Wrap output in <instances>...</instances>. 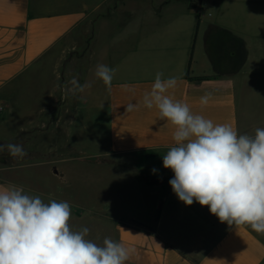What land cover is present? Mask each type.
Here are the masks:
<instances>
[{"label": "crops", "instance_id": "crops-1", "mask_svg": "<svg viewBox=\"0 0 264 264\" xmlns=\"http://www.w3.org/2000/svg\"><path fill=\"white\" fill-rule=\"evenodd\" d=\"M189 1L0 0V112H8L0 126H13L11 139L0 142L47 126L54 98L42 89V74L51 63L62 79L77 62L90 85L78 101L93 103L78 110L93 118L106 112L108 143L98 149L107 167L132 175L116 217L152 229L117 224L116 241L134 250L128 264H264V233L221 223L208 206L178 199L169 184L174 173L159 157L176 146L175 126L161 119L155 106L143 105L156 74L163 73L162 79L177 78L165 95L187 104L193 114L231 125L238 135H255L250 127L241 128L240 115L257 81L253 75L259 74L264 86V0H195L194 9ZM71 53L80 56L69 60ZM97 64L115 69L111 91L95 76ZM201 77L207 79L196 80ZM30 81L39 88L31 98L22 90ZM206 93L211 96L202 105ZM129 103L139 107L126 112ZM113 154L141 157L118 163L108 158ZM52 163L79 164L74 158L45 162ZM48 176L60 185L57 197L71 180L67 173ZM0 185L25 191L17 173L0 175Z\"/></svg>", "mask_w": 264, "mask_h": 264}, {"label": "clouds", "instance_id": "clouds-1", "mask_svg": "<svg viewBox=\"0 0 264 264\" xmlns=\"http://www.w3.org/2000/svg\"><path fill=\"white\" fill-rule=\"evenodd\" d=\"M115 69L97 64L95 76L111 91ZM157 73L143 105L155 106L161 119L175 126V145L163 156V167L174 173L172 191L185 205L198 202L229 226L250 225L264 233V128L254 136L238 135L228 124L193 114L189 106L165 93L177 85L176 77ZM73 95L90 87L76 77ZM126 87V86H125ZM211 93L200 98L207 105ZM139 105L129 103L126 112ZM13 158L27 155L20 144L0 145ZM157 170L152 169L155 173ZM67 201L29 195L16 185H0V264H128L134 250L110 237L102 245L88 239L90 229L72 230Z\"/></svg>", "mask_w": 264, "mask_h": 264}, {"label": "rangeland", "instance_id": "rangeland-1", "mask_svg": "<svg viewBox=\"0 0 264 264\" xmlns=\"http://www.w3.org/2000/svg\"><path fill=\"white\" fill-rule=\"evenodd\" d=\"M79 56V53H71L69 60ZM57 68L49 63L40 81L42 89L46 86L48 94L54 98L51 101L53 116L48 118L46 127H33L10 142L22 145L27 152L25 157L18 159L10 156L7 150L0 152V175L17 173L25 186V193L39 195L45 203L50 198L69 202L71 206L69 224L72 230L78 231L82 227H88L90 233L87 238L100 245L105 237L116 241L117 224L122 221L116 216L121 215V199L128 194L127 186L132 175L125 169L107 167L105 163L108 161H105L103 149H98V144L103 146L108 143L106 112L102 110L96 118L79 112V107H91L93 103L88 98L78 101L81 92L73 95L69 91L73 77H76L81 85L87 83L86 69L81 74L76 62L69 66L61 79L58 77L60 70ZM253 76L257 81L251 87L248 107L241 109L240 120L241 128L250 127V130L255 131L257 128H264V86L258 82L261 78L259 74ZM22 90L26 91L25 94L30 98L31 94L39 92V88L32 82L23 85ZM56 97H59V102H55ZM31 102L33 105L36 104ZM7 115V111L0 112V117ZM12 128V125H1L0 140L11 139ZM8 143L0 142V145ZM165 154H159V157L163 159ZM140 157L141 154H113L108 158L119 163L120 159L135 160ZM55 158H74L79 164H45ZM48 173L61 175L67 173L71 179L63 184L58 197L55 191L60 189V185L49 177ZM45 191L52 192L46 196Z\"/></svg>", "mask_w": 264, "mask_h": 264}, {"label": "trees", "instance_id": "trees-1", "mask_svg": "<svg viewBox=\"0 0 264 264\" xmlns=\"http://www.w3.org/2000/svg\"><path fill=\"white\" fill-rule=\"evenodd\" d=\"M194 1L195 0H190L189 1V7H190V9H194ZM205 79H207V78L206 77H201V78H197L196 80H205ZM121 224L133 225V226H136V227L145 229V230H152L150 227H148V226H146V225H144V224H142V223H140V222H138L136 220H133V219L128 220V221L127 220H122L121 221Z\"/></svg>", "mask_w": 264, "mask_h": 264}]
</instances>
